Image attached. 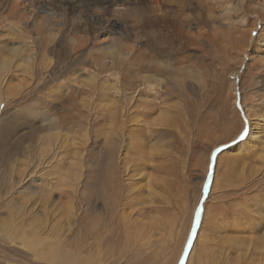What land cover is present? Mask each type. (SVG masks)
<instances>
[{"label": "rangeland", "instance_id": "obj_1", "mask_svg": "<svg viewBox=\"0 0 264 264\" xmlns=\"http://www.w3.org/2000/svg\"><path fill=\"white\" fill-rule=\"evenodd\" d=\"M243 1L213 29L206 0H0V264L264 260V0Z\"/></svg>", "mask_w": 264, "mask_h": 264}, {"label": "bare ground", "instance_id": "obj_2", "mask_svg": "<svg viewBox=\"0 0 264 264\" xmlns=\"http://www.w3.org/2000/svg\"><path fill=\"white\" fill-rule=\"evenodd\" d=\"M105 1H109V0H105ZM115 1V0H114ZM177 2V1H176ZM194 2V1H193ZM206 2H208V3H210L211 4V6L209 7V8H207L208 9V12H207V16L206 17H204L203 18V16H196V17H194V19L196 20V21H201V22H203V23H206L207 25H211L212 27H213V29L214 28H217L216 27V25L213 23V17H214V15L213 14H215V13H213L214 12V10L216 9V8H218V7H224V13H225V15L224 16H229V13L231 12V11H233L232 9H233V5H238L237 7H239V10L241 11H245V10H247V8H248V5L247 4H245L244 3V1L243 0H206ZM212 3H214V4H216L215 6L214 5H212ZM221 3V5L219 6V4ZM190 4V3H189ZM193 4V3H192ZM203 4V3H202ZM180 5V4H179ZM184 5H187V4H184ZM209 6V5H208ZM184 7V6H183ZM195 8H196V6H194ZM198 7V6H197ZM172 8V7H171ZM200 8V7H199ZM198 8V9H199ZM206 9V10H207ZM200 10V9H199ZM201 10H202V7H201ZM201 14H202V12H201ZM205 14V13H204ZM197 15V14H196ZM203 15V14H202ZM183 18V17H182ZM189 20L190 18H188V17H185V18H183V21L184 22H186V20ZM242 23L244 22V19L243 18H241V20H240ZM189 23V22H188ZM44 25V24H43ZM42 25V26H43ZM181 21L180 20H178L177 21V19H175L174 20V23H173V26L174 27H178V29H176L177 30V32L175 31V33H176V35L174 36V33L172 34V37L174 38V41H178V42H180V44L179 45H181L182 44V46H183V48H186V49H188V45L189 44H191V43H193V40H192V38L190 37V35H189V33L188 32H184V31H182V29H181ZM257 25V24H256ZM44 28H45V25H44ZM166 28V27H165ZM168 28H169V26H168ZM170 29V28H169ZM247 31H245L244 33H246ZM253 32V31H252ZM252 32L250 31L249 33H251L252 34ZM250 35V34H249ZM187 37H188V41H186V39H187ZM241 37H243V38H247V35H243V36H241ZM252 38V37H251ZM191 42V43H190ZM245 44V43H244ZM248 45V44H247ZM176 48V47H175ZM216 50H220V49H217V48H215ZM247 50V49H246ZM245 49H243L242 50V52L243 53H245V51H246ZM197 51V50H196ZM224 51L226 52V56L224 57L225 58V61L227 62H229V60H231V59H233L234 57L232 56H230L229 55V50H228V48H224ZM231 53V52H230ZM229 55V56H228ZM264 59H262V60H260V61H255L254 62V64L251 66L252 68H250L249 67V69L250 70H252L253 71V69L256 71V72H260L262 69H264V62H262ZM236 62V61H235ZM250 66V65H249ZM154 69V68H153ZM250 72V71H249ZM264 72V71H263ZM261 73V72H260ZM247 74H249V73H247L246 72V75ZM253 73H251V75H252ZM262 74V73H261ZM250 75V74H249ZM249 80V79H248ZM251 80V79H250ZM252 82H254V81H252ZM248 112H249V114L251 115V113H253L255 110H253V108H251L250 107V109L249 110H247ZM248 114V116L250 117V115ZM252 117V116H251ZM251 119V118H250ZM252 120V119H251ZM253 121V120H252ZM262 122V121H261ZM254 123L255 122H249V128H248V135L244 138V141H246L247 142V145L249 146V148L251 149H253V148H258L259 147V145H257V144H255L254 143V141L256 142H261V146H262V142H263V139H259V138H261V135L259 136V137H254L253 136V133H252V131H253V126H251L252 124L254 125ZM56 124V123H55ZM259 124V123H258ZM262 124V123H261ZM264 124V123H263ZM55 127V125L53 124L52 126H50L49 127V129L51 130V128L52 127ZM255 126V125H254ZM258 127H259V125H257ZM53 127V128H54ZM262 127V126H261ZM263 130V129H262ZM261 131V130H260ZM263 133V132H262ZM48 136H50V135H48ZM262 136H263V134H262ZM51 137V139H52V135L50 136ZM253 138H254V140H253ZM49 139V138H48ZM51 139H49V140H51ZM243 141V142H244ZM264 144V143H263ZM106 145H109L108 146V148L106 147V149H107V151H105V158L106 157H108L111 161L113 160V157H114V154L116 153V150H115V147H114V145H112V144H110V142H107V144ZM236 147H239L240 145H238V143H236V145H235ZM105 147V146H104ZM240 148V147H239ZM222 153H224V152H222ZM221 153V154H222ZM222 156V155H221ZM108 163V162H107ZM109 164V163H108ZM108 170V169H107ZM107 170H106V173H105V177L104 178H106L108 181H110V183L111 184H113V181H112V179H113V176L112 177H110V175H107ZM102 178V177H101ZM90 179H91V181L93 182V183H97V182H95L96 180H98V177L96 176V175H94V174H92L91 176H90ZM98 181H100V180H98ZM90 183V182H89ZM109 183V182H108ZM98 184V183H97ZM93 197V196H92ZM96 198V197H95ZM93 198H91V200H92ZM97 199H98V197H97ZM99 200V199H98ZM77 209V208H76ZM88 212L86 213L87 215H91L92 214V216H93V214H94V210H95V204H89V206H88ZM91 218V217H90ZM99 218V217H98ZM261 222V221H260ZM93 223H95V222H93ZM90 224V223H89ZM97 224V223H96ZM131 224H132V222H131ZM70 225V224H69ZM121 225V224H120ZM260 225H262L261 223H259V225L258 226H260ZM63 226V225H62ZM70 226H72V225H70ZM131 226V225H130ZM67 227V226H66ZM66 227H65V229H66ZM69 227V226H68ZM79 227V226H78ZM262 227V226H261ZM59 228V227H58ZM96 228V227H95ZM72 230V229H71ZM259 230H260V228H259ZM69 231V230H68ZM88 231H89V229H88ZM36 232V231H35ZM75 232V231H74ZM37 233V232H36ZM133 233V232H132ZM88 234V233H87ZM124 234H129V232L127 233V231H126V233H124ZM72 235H74L73 233H72ZM79 235H80V233H79ZM49 236V235H48ZM19 239H20V241L22 240V243L24 242L23 240H24V235L23 234H21V235H18L17 236ZM134 236L132 235V237H131V240H132V238H133ZM14 238V237H13ZM90 238V237H89ZM123 238H127V236L126 237H123ZM49 239V238H48ZM51 239V238H50ZM128 239H130V237L129 238H127V240ZM133 239H135V238H133ZM54 240V239H53ZM136 240V239H135ZM39 241H40V239H39ZM138 241V240H137ZM56 242V241H55ZM40 243V242H39ZM100 244V243H99ZM129 244V243H128ZM59 245H61V244H59ZM114 247H115V245H114ZM204 247V246H203ZM120 248V247H119ZM126 248H128V247H126ZM178 248V247H177ZM115 250H117V248L115 249ZM141 250V249H140ZM114 251V250H113ZM125 251V250H124ZM127 251H129V250H127ZM134 251V250H133ZM115 252V251H114ZM139 253H140V251H138ZM144 252V251H143ZM133 253V252H132ZM206 253V252H205ZM214 253V252H213ZM138 254V253H137ZM177 254V253H176ZM121 254H119L118 255V257L120 256ZM135 255V254H134ZM145 254H143V256H144ZM207 255V254H206ZM215 255V254H214ZM130 256V255H129ZM141 256V255H140ZM213 256V255H212ZM124 257H126V256H124ZM123 257V258H124ZM138 257V256H137ZM192 254L190 255V257H189V260H188V264H191L192 263ZM128 258H130V257H128ZM127 258V259H128ZM106 259H107V257L105 258V256L104 255H98L94 260H92L91 259V257H89L88 256V264H105V261H106ZM135 259V258H134ZM137 259H139V257L137 258ZM205 259V258H204ZM215 259H216V256H215ZM126 260V259H125ZM131 260H132V258H131ZM214 260V259H213ZM79 261V263H81V261L80 260H78ZM128 261V260H127ZM211 262H212V260H210ZM217 261V260H216ZM219 261V260H218ZM221 261V260H220ZM253 261V260H252ZM133 262V261H132ZM237 262V261H236ZM239 262V261H238ZM138 263V262H137ZM170 263H172V262H170ZM218 263V262H217ZM244 263V262H243ZM73 264H76V263H73ZM151 264V263H150ZM153 264V263H152ZM172 264H174V263H172ZM214 264H215V262H214ZM218 264H220V263H218ZM259 264H264V260H263V258L261 257L260 259H259Z\"/></svg>", "mask_w": 264, "mask_h": 264}]
</instances>
